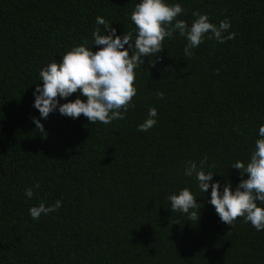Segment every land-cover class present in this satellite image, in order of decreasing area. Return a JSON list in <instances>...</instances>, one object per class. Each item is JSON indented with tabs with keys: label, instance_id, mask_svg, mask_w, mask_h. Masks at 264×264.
Segmentation results:
<instances>
[{
	"label": "trees",
	"instance_id": "1",
	"mask_svg": "<svg viewBox=\"0 0 264 264\" xmlns=\"http://www.w3.org/2000/svg\"><path fill=\"white\" fill-rule=\"evenodd\" d=\"M137 2L0 0V264H264V230L240 217L220 222L211 189L199 193L183 175L187 161L207 156L214 180H240L230 166L248 160L264 123V0H169L187 24L194 11L212 23L227 18L234 38H205L185 56L174 32L134 69L123 120L89 124L52 112L41 119L44 133L35 129L39 69L90 42L97 16L117 34L134 32ZM149 106L157 123L140 132ZM183 187L201 205L192 219L167 200ZM57 199L56 212L31 219L30 206Z\"/></svg>",
	"mask_w": 264,
	"mask_h": 264
},
{
	"label": "clouds",
	"instance_id": "2",
	"mask_svg": "<svg viewBox=\"0 0 264 264\" xmlns=\"http://www.w3.org/2000/svg\"><path fill=\"white\" fill-rule=\"evenodd\" d=\"M183 11L179 2L138 0L130 13L134 32L122 31L120 34L103 17L97 16V27L91 33L90 42L85 39L70 46L60 55L58 62L53 58L39 69L38 77L42 83H36L33 89L32 107L38 110L40 117H32L35 129L44 133L41 119H46L52 112L72 119L83 114L89 124L123 120L137 91L134 69L143 66V57L157 56L164 49V39H171L174 32L186 41L183 48L185 56H192V50L205 38L217 43L234 38L235 33L228 31L231 24L227 18L212 23L207 13L194 11V19L187 24L177 19ZM93 45L100 47L93 51ZM73 93H78L75 99L66 100ZM60 100L66 102L60 103ZM156 117V108L149 106L146 118L137 125V130L148 131L157 123ZM256 135L248 160L237 159L230 166L240 175L235 187L228 181L221 184L213 179L214 165L207 162V156L198 162L187 161L183 175L195 178L199 193L206 194L211 189L207 203L213 206L220 222L232 226L240 217L259 232L264 230V123L260 124ZM38 187L39 184L26 188L25 197L31 198L33 188ZM197 197L188 187H183L170 193L167 200L171 212L187 214L192 219L196 215L195 210L201 207L196 202ZM60 207L59 199L47 206L41 201L30 206L28 214L35 221Z\"/></svg>",
	"mask_w": 264,
	"mask_h": 264
}]
</instances>
